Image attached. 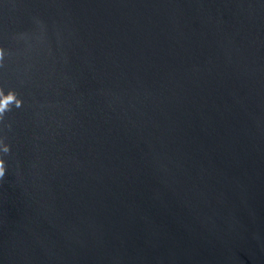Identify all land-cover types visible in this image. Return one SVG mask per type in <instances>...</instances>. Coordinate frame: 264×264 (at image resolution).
Masks as SVG:
<instances>
[{"label": "water", "instance_id": "obj_1", "mask_svg": "<svg viewBox=\"0 0 264 264\" xmlns=\"http://www.w3.org/2000/svg\"><path fill=\"white\" fill-rule=\"evenodd\" d=\"M0 264H264V0H0Z\"/></svg>", "mask_w": 264, "mask_h": 264}, {"label": "clouds", "instance_id": "obj_2", "mask_svg": "<svg viewBox=\"0 0 264 264\" xmlns=\"http://www.w3.org/2000/svg\"><path fill=\"white\" fill-rule=\"evenodd\" d=\"M0 174H2V173H0Z\"/></svg>", "mask_w": 264, "mask_h": 264}]
</instances>
